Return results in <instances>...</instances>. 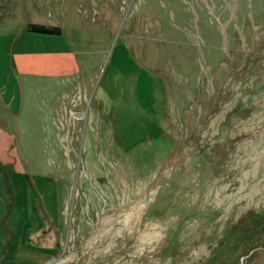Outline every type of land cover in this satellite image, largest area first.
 Returning <instances> with one entry per match:
<instances>
[{"label": "rangeland", "instance_id": "1", "mask_svg": "<svg viewBox=\"0 0 264 264\" xmlns=\"http://www.w3.org/2000/svg\"><path fill=\"white\" fill-rule=\"evenodd\" d=\"M0 264H264V0H0Z\"/></svg>", "mask_w": 264, "mask_h": 264}, {"label": "trees", "instance_id": "2", "mask_svg": "<svg viewBox=\"0 0 264 264\" xmlns=\"http://www.w3.org/2000/svg\"><path fill=\"white\" fill-rule=\"evenodd\" d=\"M26 29L40 33H60L61 27L59 24L44 23L40 21H27Z\"/></svg>", "mask_w": 264, "mask_h": 264}]
</instances>
